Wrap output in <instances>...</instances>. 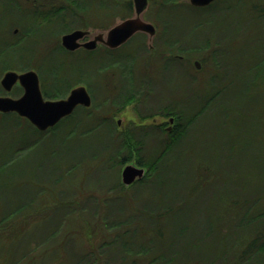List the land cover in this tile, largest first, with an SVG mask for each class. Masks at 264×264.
<instances>
[{
  "label": "trees",
  "instance_id": "obj_1",
  "mask_svg": "<svg viewBox=\"0 0 264 264\" xmlns=\"http://www.w3.org/2000/svg\"><path fill=\"white\" fill-rule=\"evenodd\" d=\"M46 1L0 0V77L11 69H34L40 76L46 99L65 98L76 86L86 85L94 103L91 108H78L46 132L37 130L16 113H0L1 129H16L15 133L12 132L15 140L19 137L32 141L31 148H15L13 155L0 165V175L6 176L0 181V264H51L48 261L50 250L57 252V264H264V198L256 199L254 207L250 206L249 198L233 199L225 210L241 214H230L231 221L223 225L218 218L217 224H212L203 235L195 237L193 230L188 233L190 238L184 240L203 249L205 245L210 246L234 235L236 239L230 246L220 249L219 255L193 262L191 257L180 261L182 255L177 249L167 254L171 250V242L176 241L173 228L178 226L181 231L178 235L184 236L191 227H196L200 219L196 216L201 210L198 203L204 193L215 189L221 181L227 182V176L218 163H207L194 156L189 148H178L185 144L189 127L192 125L190 130L195 129L194 124L204 109H213L217 94H204L200 100L202 103L203 99L204 103L196 113L188 112L190 108H196L194 102L190 106L180 101L166 102L161 111L175 116L176 124L170 139L159 137L150 130L153 133L150 138L157 139L156 153L149 140L137 134L140 129L120 133L112 118L125 106L145 98L149 87L146 89L147 84L140 80L142 76L146 77L145 65L166 70L172 62V69L182 66L191 72L188 65L193 53L210 47L211 39H203L196 44L190 42L185 32L175 35L171 17L190 11L200 21L195 25V29L200 31L203 23H211L219 14L223 17L228 13L233 15L246 0H219L215 5H224L215 13L200 12L182 0H148L152 6L157 5L148 19L162 28L156 33L160 41L154 43V55L146 49L145 35L141 33L120 49L107 54L101 49L69 52L60 43V35L74 29L106 28L105 17L130 18L134 13L132 0H51L53 6L45 7ZM246 4H249L246 9L252 23L259 18L264 20V0H249ZM11 15L13 19L8 17ZM14 16L24 20V29L20 36L11 38L14 33L11 24H19ZM31 36L36 41L26 38ZM38 39L47 43L43 51L36 47ZM256 52L255 72L260 70L264 83V52L260 49ZM81 53L86 56L78 57ZM212 53L216 58L215 67L219 70L222 63L218 53L216 50ZM53 57L60 62L54 63ZM69 58L82 61L75 64ZM139 67L143 70H138ZM151 72L148 70L147 77L152 76ZM218 73L215 82L220 80ZM257 77L254 78L258 86ZM113 86L120 89V93L105 94L107 88ZM0 92H3L1 85ZM21 92L22 88H17L12 94L18 96ZM99 93L100 99L97 97ZM260 102L264 106V96L258 97L256 104ZM166 103L160 102L157 108ZM155 108L152 106L148 110ZM10 123L11 129L6 126ZM106 126L110 134L103 141L102 148H94L93 152L79 156L80 159L85 158V162H79L77 158L71 163L67 157L72 152L71 148H59L61 143L58 139L62 140L63 135L66 141L78 136L86 138L100 134ZM131 162L144 167L146 174L141 180L125 186L120 172ZM75 175L79 177L76 187L73 184ZM92 175L96 176V185L110 196L101 205L97 197L84 196L90 208L83 209L72 192L84 195L83 183ZM31 184L34 186L32 190ZM14 193L21 198L15 197ZM100 210L104 213L98 215ZM47 211L51 213L46 214ZM85 212L88 215L84 216L97 218L104 228L96 250L77 253L76 243L83 241L84 231L83 225L77 227V219ZM38 215L42 218L31 223L34 225L40 221L33 230L28 232L30 223L15 230L23 220ZM65 226L70 229H66L60 240L59 233ZM165 230H173V234L170 236ZM164 232L168 235L166 238ZM77 236L79 241L75 238ZM67 245L73 250L71 258L62 253Z\"/></svg>",
  "mask_w": 264,
  "mask_h": 264
},
{
  "label": "rangeland",
  "instance_id": "obj_2",
  "mask_svg": "<svg viewBox=\"0 0 264 264\" xmlns=\"http://www.w3.org/2000/svg\"><path fill=\"white\" fill-rule=\"evenodd\" d=\"M182 1L185 3H189V0ZM148 2V8L142 14V19L148 23L153 24L156 28V33L158 34V32L161 31L160 29L162 28L148 19L152 16V14H154V10L157 5L152 6V3L150 1ZM248 2L246 0V3ZM246 3L244 2V4H241V7L233 15L231 13H228V15L223 17L221 16V14H219L211 21V23H203V28L200 31H197L195 29V25L200 21L195 18L190 11H185L186 13H184L183 15L180 14L171 17V25L173 27L175 35H183V33L185 32L190 42L196 44H199V41H202L203 39H211L210 47L205 50L195 51L193 53L194 56L191 59L190 64L188 65L191 68V72H189V69H185L182 66L177 67L176 70L172 69V62L169 63V66L166 70L163 68H159V66L154 67V69L153 67L150 68V66L145 65V71L152 70V78H150V80H145L147 81V85H149V88L152 91L150 96L151 99L145 100V107L144 105H139L137 102H132L120 111L116 113L112 112L115 113L112 118L114 124L118 128V132L126 134L129 133L130 130L134 131L137 128L140 129V133L137 132V134L141 138L147 141L149 140V142L153 145H151V148H153L154 153H156L158 150V148L156 147L157 139L154 140L153 138H150V136L153 134L150 132V130L155 131V133H157V136L159 137H165L169 139L171 138V136H173V132H163L162 134H160V131L153 130L154 126L147 125L153 123L152 119L157 118L158 120H162V118H160L162 116L159 115L163 114L161 108L164 109V106L167 105L166 102L180 101L187 106H190L194 102L196 108H190L191 110L189 109L188 112L196 113L204 103L203 99L202 103L200 101L204 94H217V99L215 102L216 104L213 109H204V111L199 115L197 119V124H194L195 129L190 130V127L192 125L189 127V133L187 135L186 142L184 140L185 144L183 142L182 144L184 145H179L178 148H189L191 153H193V155L200 160L211 164L218 163L220 169L224 170L227 176V182L224 183L223 181H221L217 186H215V189H211L209 192L204 193V195L202 196V201L198 203L201 210L196 216V218L200 217L199 223L198 225H196V227H191L190 231L186 232L184 236L178 235V232H181L178 226L173 228L176 233V241H172L171 243L173 244L169 245V248H171V250L169 252L167 250L166 251L167 254H170L174 251V249H177L180 252V255H182V257L179 259L180 261L187 260V258L191 257L190 261L198 262L197 260L200 258L205 257L210 259L215 255H219L220 249H224L225 247L230 246L231 243H233V241L236 239L234 238V235H229V237H227L224 241L220 240L219 242L211 243L210 246L205 245L203 249L199 246L196 247L197 245H194L189 241L184 242V240L185 238H190V236H188V233L193 230H195V237H197L198 235H203L207 228L211 229L212 224H217L218 218L221 220L220 225H223L231 221V219H229L230 214H236V216L241 214L238 211L229 212L228 210H225L228 203L232 202L233 199L237 201L241 198H249L251 204L250 206L254 207L256 199L264 198V106L262 102L256 104L258 97L264 96V83L262 82L263 76H261L260 70L255 72L256 67H254V65H256V63L254 64V59L257 54L256 51L260 49V51L264 52V20L259 18L257 19L256 23H252L251 18L248 14V10L246 9V6L248 7L250 3ZM47 6H53L51 0L45 2V7ZM1 14L2 12L0 11V15ZM134 16L135 10L130 18ZM8 17L10 19H13L12 15ZM19 19L21 18L14 16V20L19 24H11L14 27V33L12 32L13 34L11 35V38H13L14 35L17 37L22 34V30L24 29V20L22 21ZM124 20L117 15L113 17H105L104 21L108 25L106 28L90 27L88 29L81 28V30H87L90 32L87 36V39L88 41H91L93 40V38H95V35H98L100 33H104L106 35L111 28ZM67 33L70 32H65L60 35V43L62 36ZM156 33L153 39L149 38V34L145 35L146 49L152 51V55L156 53V50L154 48L155 41H160L159 35L157 38ZM26 38L31 39L32 36ZM33 41H36V38H32L31 42ZM45 44H47L45 40L38 39L36 47H41V50L43 51L45 49L43 47ZM158 44L160 45L161 42ZM132 45L134 46V44ZM186 46L190 47L189 45ZM220 49L222 50V52H219ZM213 50L217 51L222 63V65H220L219 67V70H217V68L215 67L217 65L215 64L216 58L212 53ZM84 56H86V54L81 53L78 57L83 58ZM53 59L54 63L58 64L60 62L56 57H53ZM69 60H71V62H75V64H77V62L79 61H82V59L80 58H69ZM217 60L219 61L218 57ZM196 61L200 63L199 68L194 65V62ZM141 69L143 70V67L138 68V70ZM160 69L162 70V72H160ZM28 70L34 69H11V71H16L18 73H22ZM253 71L256 74L253 73ZM193 72L194 74H192ZM139 73L140 71L137 72L138 75ZM217 73L220 77V80L215 82L217 80ZM3 75L0 77V80L2 79ZM256 75H258V86L256 85L254 78L256 77ZM138 78L140 77L138 76ZM17 88L21 87L19 85H16L13 91ZM110 88L111 87H108V90ZM13 91L11 93H6L3 90V92H0V94L18 98L23 93L22 90L21 94L16 96L15 94H12ZM100 96L101 93H99V95L97 94V97ZM160 102L166 104H161L162 107L157 108ZM152 106L156 108L153 111L148 110V108ZM145 108L146 110L143 111V109ZM259 109H261L262 111ZM168 114L171 115L170 113ZM166 116L168 115L164 114V117ZM118 121H122L121 127H118ZM6 126H8L10 129L12 128L11 123L7 124ZM1 127L2 126H0V165L13 155V150L15 148H21L23 146L26 148H31L30 146H32V141L30 140L21 139L18 136V140H15L13 138L15 137V135H13L12 132L15 133L16 129H12L9 131L3 130L1 129ZM109 134V127L106 126L103 128L100 134H93L86 138H84L83 136H78L70 139L69 141H66L63 135L62 140L58 139V143H61L59 148H71L72 152L67 157H69L68 161H71L72 163L73 159L77 160V158H79L81 154L86 155L90 152H93L94 148H102L103 141L107 139V135ZM83 160L84 162L86 161L85 158H82L78 161L80 162ZM76 175L74 176L75 178L73 183L75 187L79 183V177H76ZM4 177L6 176L4 175ZM4 177L0 175V181L2 179L5 180ZM96 184V176L92 175L87 181L85 180V183H83L85 190H83V192H85L84 195H79L76 193V191H73L75 193L72 192L73 196H75V199L77 201H80L79 205H81L83 209L90 208L89 204L84 199V196L91 195L97 197L100 205L102 204L103 200L107 199L110 196L108 195L110 193L105 192L106 190H101L100 187ZM31 187H34L33 184H31L30 186V189L32 190ZM14 195L15 197H19L15 193ZM27 195L28 199H30V192H28ZM23 197L24 201L25 195H23ZM90 204L93 205L95 203ZM49 213L51 212H46V214ZM103 213L104 210H100L98 215ZM86 214L88 215L87 212L83 213V215L81 214L82 216H79L80 218L77 219V227H80L82 225L84 226L82 237L83 241L76 243L75 251L77 253L81 251L89 252L92 249L96 250V248L100 245L99 235H101V231L104 228L103 225L97 220V218L95 219L92 216H84ZM39 218H42V215L30 217V219H27V221L23 220L22 223L20 222L19 224H17V226H15L17 227L15 228V230L23 229V226L26 227L29 223L31 224ZM186 219L189 220L188 217H186ZM169 221H172V219L170 218ZM39 223L40 221H37L34 225L31 224L29 227H27L28 232L30 230H33L34 227ZM222 228L223 226L221 227V229ZM66 229L69 230L70 228L65 226L59 233L60 240L66 233ZM74 230L76 231V228H74ZM173 230H165V232L171 236L173 234ZM227 230L228 228L226 229V231ZM166 233L165 238L168 236ZM75 238L78 241L80 239L78 236ZM66 247L67 249H62L64 251L62 253H64L67 258H71L73 250L70 248V245H67ZM50 253V258L48 259V261L51 264H57V252L55 250H50Z\"/></svg>",
  "mask_w": 264,
  "mask_h": 264
},
{
  "label": "water",
  "instance_id": "obj_3",
  "mask_svg": "<svg viewBox=\"0 0 264 264\" xmlns=\"http://www.w3.org/2000/svg\"><path fill=\"white\" fill-rule=\"evenodd\" d=\"M213 1L215 0H190L194 6H207ZM148 3V0H133L135 16L117 24L106 35L100 33L93 40L81 43V39L90 32L78 29L62 36V46L68 51H75L80 47L93 50L99 42H103L111 48H116L138 32H144L153 37L156 33L155 26L142 19V14L147 10ZM195 65L197 68L200 67L198 61L195 62ZM0 85L6 93H11L16 85H19L23 90L22 95L18 98L0 95V113H16L27 119L41 132L71 116L78 107L89 108L92 105L91 96L84 85L73 88L65 98L46 99L41 90L39 74L35 70L22 73L9 70L4 73ZM145 174L144 167L129 163L121 171V182L123 185L129 186L141 180Z\"/></svg>",
  "mask_w": 264,
  "mask_h": 264
},
{
  "label": "flooded vegetation",
  "instance_id": "obj_4",
  "mask_svg": "<svg viewBox=\"0 0 264 264\" xmlns=\"http://www.w3.org/2000/svg\"><path fill=\"white\" fill-rule=\"evenodd\" d=\"M217 2H219V0H215V1H213L212 3H210L209 5H207V6H194V5H192L191 4V2H190V0H189V3L194 7V8H197L200 12H203V13H215L217 10H218V8H221V6L222 5H224L223 3H218V6H216L215 4L217 3ZM221 2H223V1H221ZM16 32V31H15ZM139 33H141V34H144V35H148L147 33H144V32H138V33H136L135 35H137V34H139ZM102 34H104V33H102ZM89 35V34H88ZM87 35V36H88ZM134 35V36H135ZM87 36H85L83 39H81V43H85V42H87L88 41V39H87ZM96 36V35H95ZM134 36H132L128 41H130ZM153 37H155V35L153 36ZM153 37H150L149 36V38L150 39H153ZM94 39V38H93ZM128 41L127 42H125L123 45H126L127 43H128ZM61 45H62V43H61ZM123 45H120L119 47H116V48H111V47H109L108 45H106L105 43H103V42H99L98 43V45H97V47L95 48V49H93V50H87V49H85L84 47H80L79 49H76L75 51H69V52H76V51H79V50H84V51H87V52H94V51H97V50H99V49H102V51L104 52V53H109L110 51H112V50H118V49H120ZM63 47V46H62ZM64 48V47H63ZM65 49V48H64ZM66 50V49H65ZM68 51V50H67ZM219 52H222V50L220 49V51ZM195 63V62H194ZM195 65V64H194ZM198 70V69H197ZM196 70V71H197ZM110 70H108V73L110 74V72H109ZM200 71V70H199ZM147 72L148 71H145V76L146 77H141L140 78V80H144V83L143 84H147V81H145L146 79H149V78H152L151 76L150 77H147L148 75H147ZM113 75H115V73H112V76ZM109 77V76H108ZM141 82V81H140ZM139 82V83H140ZM86 88H87V90H88V87L86 86V85H84ZM146 86V85H145ZM149 87V85H147V87H146V89ZM107 88V87H106ZM149 89V91H147V93H146V95H145V98H143L140 102H138V104L139 105H144V102H145V100H147V99H151L150 98V96H151V89L150 88H148ZM144 91V89L142 90V92ZM88 92H89V90H88ZM118 93H120V89H118L117 87H115V86H113V87H111L109 90H108V88H107V93H105V94H109L108 96H112L113 94H118ZM89 94H90V96H91V99H92V105H93V103H94V97H93V95L89 92ZM1 95V94H0ZM98 99H100V97H98ZM106 100V99H105ZM106 101H111V100H106ZM110 103V102H109ZM144 107H145V105H144ZM119 109V107L118 108H116V110L115 111H117ZM149 109V108H148ZM144 110H146V108L145 109H143V111ZM164 114L165 113H163V114H161V115H159V116H162V117H160V118H162V120H158L157 118H155V119H152L153 121V123H151V124H148L147 126H154V129L155 130H158V131H160L159 133L160 134H162L163 132H166V133H171V132H173L174 131V128H175V123H176V118L173 116V115H168V116H166V117H164ZM165 120H167V121H165ZM118 123V127H121L122 126V121L120 122V121H118L117 122Z\"/></svg>",
  "mask_w": 264,
  "mask_h": 264
}]
</instances>
